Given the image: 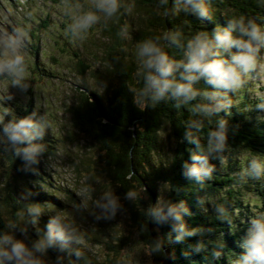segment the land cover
<instances>
[{
	"label": "trees",
	"instance_id": "trees-1",
	"mask_svg": "<svg viewBox=\"0 0 264 264\" xmlns=\"http://www.w3.org/2000/svg\"><path fill=\"white\" fill-rule=\"evenodd\" d=\"M136 2L144 15L134 31L129 29L133 46L166 30L180 31L181 43H184L196 31L211 33L217 26H226L228 19L241 15L264 26V5L259 0H207L211 19H197L184 13L173 15L171 0ZM121 3L123 5V0ZM165 9H168L167 14ZM125 19L123 6L121 14L101 22V30L108 31L112 39V43L102 51L101 65L106 73L104 77L108 76L105 77V86L102 88L98 82L94 86L82 83L73 89V99L66 109L70 132L66 131L63 137L46 136L44 133L37 141L44 145L45 151L38 158V163L32 166L36 172L31 174V171L23 170V162L18 157L4 153L9 167L14 168L17 175L12 183L0 187V231H7L8 224L15 222L26 226L27 239L38 238L31 224L24 225L21 215L24 205L38 203L42 208L62 206L39 175L42 172L41 160L53 155L60 143L73 145L82 140L87 142L88 148L84 153L77 151L81 158L78 156L76 165L79 168L75 167V170L79 173L83 169L85 182H93L97 190L112 191L122 206L112 219L91 223L97 224L95 229L100 227V237L84 231L85 240L92 239L95 245L106 250L103 264H120L124 251L134 242L147 251L149 264H237L243 251L239 244L250 220L244 212L247 205L243 194H253L264 207V177L259 180L240 178L249 157L255 155L264 159V119L256 118L257 101L249 98V82L246 80L241 89L229 93L232 106L227 114L223 111L218 114L219 118L226 120L224 146L215 148L213 138L212 150L208 151V133L216 130V116L193 115L187 106L176 109L171 101H162L144 109L134 104L130 89L142 87V77L137 73L134 52L125 51L123 40L117 35L119 27L126 24ZM42 26H45L43 21ZM28 34L31 38L36 37L32 31ZM159 43L171 59L182 58V49L169 46L163 40ZM74 56L77 57L76 54ZM76 66L81 76L89 73L97 81L96 75L99 74L84 59L77 57ZM34 67L37 68V63ZM92 72L95 73L92 75ZM197 87L202 90L210 88L203 81ZM11 111L4 116L5 122L13 116H32V97L25 107L18 106ZM0 112L2 115L4 111ZM166 128L175 139V145L169 157L155 159L154 156L162 149L160 132ZM185 133L188 139L184 138ZM200 155L206 156V167L211 171L208 176L201 173V179L197 180L185 175L187 169L184 166L201 167L200 160L192 159ZM17 178L20 179L18 182ZM128 191L136 194L132 200L124 197ZM159 191L163 194L160 195ZM29 192L31 195L22 200L21 195ZM157 201L180 205L183 209L181 222L185 230H195L194 234L177 242L174 239L177 232L172 231L174 221L156 224L145 216L146 209L154 207ZM83 206L85 208L86 204ZM46 212L47 215L42 212L39 217L42 223H38V228L41 230L51 217ZM156 241L161 243L160 251H154L153 243ZM198 244L201 245L199 250L196 249ZM46 252L54 255L51 257L53 260L57 255L65 256V253L54 249ZM215 252L219 253L218 257L213 255Z\"/></svg>",
	"mask_w": 264,
	"mask_h": 264
},
{
	"label": "clouds",
	"instance_id": "clouds-1",
	"mask_svg": "<svg viewBox=\"0 0 264 264\" xmlns=\"http://www.w3.org/2000/svg\"><path fill=\"white\" fill-rule=\"evenodd\" d=\"M173 15L184 13L197 19H211L207 0H171ZM264 5V0H259ZM76 13L71 16L67 25V34L75 41L81 40L88 30L100 22H107L121 14L123 5L121 0H94L90 8L80 10L81 5H75ZM168 9H165L167 14ZM31 15V13H29ZM117 35L122 40L130 38L129 26L123 24L119 27ZM181 32L166 30L161 35L139 41L134 46V57L137 63V73L142 77V87L130 89L133 92V102L141 109L154 107L162 101H171L174 108L187 106L193 115L211 118L216 116V130L209 131V149L212 150L213 138L215 148L224 146L226 120L219 118L222 111L227 114L232 106L229 93H235L246 83V78L256 73L261 67L259 54L264 50V26L252 18L244 16L227 20L226 26H217L211 33L196 31L184 43H181ZM28 32L23 27H14L10 32L0 38V49L4 51V58L0 59V74L10 79L11 86L20 90H27L29 83L25 79L26 63L22 49L26 47ZM169 46L182 49V58L171 59L165 53L160 41ZM203 81L210 88L202 90L197 87ZM104 88V82H101ZM7 95L0 99L10 100ZM199 98V99H198ZM255 107L264 110V97H261ZM10 109L4 107L0 115V151L19 158L23 162V170L36 172L32 166L38 163V158L45 151L44 145L37 143L49 128V122L43 115L23 118L12 117L5 122L4 116ZM185 139L188 134L185 133ZM200 160L201 167L195 165L184 167L185 175L201 179V173L208 176L211 171L204 155L193 156ZM264 177V159L255 155L247 159L245 167L240 172V178L259 180ZM92 188L82 186L78 195L90 196ZM31 193L21 195L26 200ZM135 193L128 191L125 199L132 200ZM94 208L99 209L95 215L96 220L112 219L118 210H122L119 199L112 191H103L99 197L92 201ZM84 205V204H83ZM180 205L166 204L157 201L154 207H148L145 216L156 224L167 223L170 220L172 231L177 232L174 239L179 242L187 236L194 234L195 230H185L181 222ZM222 212V209H218ZM43 208L38 203H27L21 214L24 225H36ZM18 231L27 238L26 226L10 222L7 231H0V264H43L42 258L48 249L65 253L57 255L53 264H81L84 255L80 245L86 239L85 234L69 223L61 215H52L44 225L43 230L36 229L37 239L30 240L26 246L23 240L14 237L13 232ZM73 245L78 247H73ZM154 251L161 250V243H153ZM201 245H197L199 250ZM239 247L243 250L237 264H264V214L250 218L247 231ZM218 257L219 253H213ZM75 257L76 259H72ZM82 264H89L84 258Z\"/></svg>",
	"mask_w": 264,
	"mask_h": 264
},
{
	"label": "rangeland",
	"instance_id": "rangeland-1",
	"mask_svg": "<svg viewBox=\"0 0 264 264\" xmlns=\"http://www.w3.org/2000/svg\"><path fill=\"white\" fill-rule=\"evenodd\" d=\"M93 3L94 0H0V38H3L5 33L10 32L14 27H23L27 32L32 31L36 36L31 38L28 34L26 47L21 50L27 66L25 79L29 83L28 89L22 91L11 86L10 79L0 74V99L7 95L12 97L10 100L0 102V111H4V107L12 111L16 110L18 106L25 107L29 98L32 97L33 113L37 116L44 114L49 122V128L45 130L46 136L63 137L66 131L70 132L67 125L68 113L66 109L73 99V89L82 83L94 86L98 82L97 85H100L101 82L105 83L108 78V76L104 77L106 73L101 65L102 51L112 43V39L108 31L101 30L102 23L90 28L81 40L74 41L66 32L67 25L71 22V16L77 11L75 5L79 4L81 5L80 10H86ZM123 6L126 13L125 22L130 31H134L144 12L136 0H123ZM42 21L45 22V26H42ZM31 44H34V47H31ZM123 44L125 51L134 52L131 38L123 40ZM35 49L36 53H34ZM74 54L84 59L85 63L97 71L96 74H99L96 75L97 81L89 73L85 77L78 73L77 57ZM3 58L4 51L0 49V59ZM36 63L37 68L35 69L34 64ZM259 63L261 67L257 69L256 73L246 78L249 82V98L256 101L264 97V50H261L259 54ZM93 73L95 72H92V75ZM256 118L264 119V110L257 109ZM160 140L162 149L154 156L155 159L169 157L170 150L175 145V139L169 134L167 128L160 132ZM87 148V142H82V140L79 144L73 145L60 143L53 155H48L41 160L42 172L39 175L54 191L55 197L62 205L61 208H58V205L43 207L42 212L47 215L46 211H48L50 216L61 215L69 223H73L79 231L96 233V236L100 237L98 232L100 227L95 229L97 224L91 225V223L96 222L95 215L99 212V209L96 211L94 208L92 201L97 199L102 191L97 190L93 182L91 184L85 182L83 169L79 173L75 170V167L79 168L76 164L80 152L77 151L84 153ZM83 153L81 152V155ZM31 174L34 173L31 171ZM16 175V170L9 167L4 152L0 151V187L2 184L12 183L13 177ZM18 180L20 179L17 178L16 182ZM85 185H89L92 192L90 196L81 197L78 195V191ZM32 187L34 189V186ZM50 189L44 188L46 191ZM44 190L42 192H45ZM159 194H163V191L162 193L159 191ZM243 201L247 205L244 212L247 213L249 219L264 214V207L253 194L244 193ZM83 204H86L85 208ZM6 218L8 219V216ZM117 218L121 219L119 216ZM39 222L42 223L38 219L37 224L31 226L32 229L34 228L36 231ZM13 235L15 238L23 240L26 246H30V240L18 231H14ZM90 240L81 242L80 247L86 254V256L83 255L85 257H82L81 261L86 258L89 264H103L106 250ZM53 256L46 252L42 258L43 264H53L54 260L51 258ZM71 258L76 259L75 257ZM122 258L120 264H149L147 251L135 242L126 252L124 251Z\"/></svg>",
	"mask_w": 264,
	"mask_h": 264
}]
</instances>
